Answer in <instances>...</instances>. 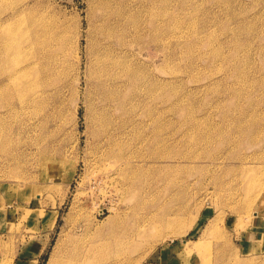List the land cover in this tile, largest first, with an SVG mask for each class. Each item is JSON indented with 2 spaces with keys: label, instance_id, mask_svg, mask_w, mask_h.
<instances>
[{
  "label": "rangeland",
  "instance_id": "rangeland-1",
  "mask_svg": "<svg viewBox=\"0 0 264 264\" xmlns=\"http://www.w3.org/2000/svg\"><path fill=\"white\" fill-rule=\"evenodd\" d=\"M26 3L36 42L7 32ZM104 50L146 75L124 90L134 119L111 110L133 121L125 154L142 167L127 177L99 159L104 108L88 76ZM11 80L0 264H264V0H0V83Z\"/></svg>",
  "mask_w": 264,
  "mask_h": 264
},
{
  "label": "bare ground",
  "instance_id": "bare-ground-1",
  "mask_svg": "<svg viewBox=\"0 0 264 264\" xmlns=\"http://www.w3.org/2000/svg\"><path fill=\"white\" fill-rule=\"evenodd\" d=\"M156 2L157 1H152V4H153V11L151 12V21H152V24H151V27L153 28H151L152 30H153V33H154V35H155V37H160V35H161V33L163 34V32L165 31V30H162V27H160V22H159V11L157 10V6L156 5H154V4H156ZM25 4H23V6H24ZM23 6H20V7H17L15 10H16V12H14V14H13V18H15L14 19V21H13V23H12V25L10 26V28L8 29V35L10 36V37H14L15 35V32L18 34L21 30L23 31V33L24 34H27L26 35V41L27 42H36V38H37V36H36V34L35 33H30L31 32V30H32V28L33 27H35V28H39V25L35 22V20L34 19H32L31 17H29L28 16V14H27V10H28V7H29V5L26 3V5H25V7H23ZM104 9H105V7H104ZM109 11V10H108ZM106 12H107V10H106ZM113 12V11H112ZM115 12V11H114ZM117 13H118V11H117ZM109 14H111V13H109ZM113 14V13H112ZM106 15H108L107 13H106ZM114 15V14H113ZM116 15H118L119 17L120 16H122L121 14L119 15V13L118 14H116ZM110 16V15H109ZM117 16V17H118ZM165 16H167L168 18H169V14H168V10L166 11V14H165ZM106 17V16H105ZM113 17V16H112ZM116 16H114V18H115ZM118 17V18H119ZM21 18V19H20ZM121 18V17H120ZM168 18H166V19H168ZM108 20V19H107ZM115 20V19H114ZM113 20V21H114ZM118 20V19H117ZM120 20H122V19H120ZM165 20V19H164ZM112 21V22H113ZM118 22V21H117ZM156 22H158V24H157V26H156ZM107 23H108V21H107ZM114 23V22H113ZM108 25V24H107ZM118 25V24H117ZM116 24H115V26H117ZM109 26V25H108ZM120 26V25H119ZM106 27V26H105ZM112 27V26H111ZM59 28V27H58ZM107 28V27H106ZM110 28V27H109ZM115 28V27H114ZM113 28V29H114ZM61 29V28H60ZM63 30H64V27L62 28ZM105 29V28H104ZM103 29V31H105ZM108 29V28H107ZM112 29V30H113ZM116 29V28H115ZM122 29V28H121ZM120 28H119V30H121ZM110 30H111V28H110ZM118 30V27H117V30L116 31H119ZM107 31V30H106ZM105 31V32H106ZM109 31V30H108ZM64 32V31H63ZM110 32V31H109ZM108 32V33H109ZM167 32L168 31H165L164 32V34L163 35H166L167 34ZM110 33H112V32H110ZM119 33V32H118ZM121 33V32H120ZM128 32H126V34H127ZM105 34V33H104ZM122 34V33H121ZM108 35V34H107ZM110 35V34H109ZM113 35V34H112ZM115 35H116V32H115ZM119 35V34H118ZM105 36H106V34H105ZM111 36V35H110ZM125 37H126V35H124ZM115 37V36H114ZM118 37V36H117ZM154 37V38H155ZM107 38V37H106ZM111 38V37H110ZM123 38V37H122ZM122 38L119 40V41H121L122 40ZM109 39V38H108ZM108 39H107V41H108ZM104 40H105V38H104ZM114 40V39H113ZM117 39H115V41H116ZM156 40V39H155ZM6 41H8V39L6 38ZM15 41H16V39L13 41V43H15ZM110 42H111V40H109ZM114 41V42H115ZM124 41H125V39H124ZM12 42V41H11ZM114 42H113V44H114ZM117 42H118V40H117ZM117 42H115V43H117ZM105 43V42H104ZM121 43V42H120ZM119 43V44H120ZM101 44L103 45V43L101 42ZM100 44V45H101ZM105 44H107V43H105ZM124 44H127V43H125L124 42ZM110 45V44H109ZM115 45V44H114ZM118 45V44H117ZM121 45H123V43L121 44ZM128 45V44H127ZM108 47V46H107ZM112 47V46H111ZM111 47H109L110 49L109 50H111ZM120 47V45L119 46H117V48H119ZM125 47V46H124ZM124 47H122V48H124ZM127 48H128V46H126ZM125 47V48H126ZM104 48H105V46H104ZM103 48V49H104ZM116 48V49H117ZM121 48V47H120ZM119 48V49H120ZM97 49V48H96ZM98 50H99V46H98ZM97 50V51H98ZM118 50V49H117ZM116 50V51H117ZM122 50V49H121ZM120 50V51H121ZM128 50V49H127ZM101 51V50H100ZM98 52L96 55H94V56H96L97 57V59H96V61H97V65H95V69L93 70V69H91V71H92V73H91V71H90V73L91 74H89L90 75V77L88 76V79L90 78L91 79V82H93L94 83V86H95V88H96V90H97V95H99L100 96V99L102 100V107L104 108L103 109V112L102 111H100V112H102V113H99L100 115L97 117V112H95L94 114L96 115L95 117H97L98 118V121L100 122V128H101V131L103 132L102 134L104 135V136H106V139L104 138V137H102L103 139H105L106 141V146H105V149L104 150H102L100 153V155H99V159L101 158V159H103L104 160V162H105V160H108L107 161V163H109V164H106L107 166H106V168H105V172L107 173V174H112L113 176H122V177H127L126 175H128V173L129 172H135V171H138V168L140 169L142 166H140V165H134V163L133 164H131V159L133 158V155H131V157L130 156H127L126 154H125V152H126V147H128L127 146V141H126V137L128 136V134L129 133H127L128 131V129L131 127V128H134L133 127V125L131 124L132 122H130L128 119L130 118H127V120L125 119V120H122V123H120V124H117L116 125V123H115V121H113V117L111 118V115H112V111L111 110H113L114 108L113 107H115V109H120L121 110V114L122 115H127V117L128 116H130L131 115V118H133L134 119V117H132V113L136 110V108H138L137 106L138 105H134L133 104V100H131L129 97V95L131 94H129V92H130V90L132 89H128L129 90V92H128V95L126 94L125 95V93H124V90H125V87L127 86L126 85V83H127V81L129 82V80H133V79H136V81H137V83H142L141 85L143 86L144 85V79L146 78L144 75H142V74H144L143 72H144V70H143V72H142V70H141V72H142V74H141V72H139L138 73V70L136 71V69L134 68V64L132 65L131 64V62L132 61H134L135 60V58H134V60H129L130 59V56L128 57L126 54H124V53H118V52H115V51H108V52H105V50H104V52L105 53H103V52ZM128 53H130V52H128ZM130 55V54H129ZM129 58V59H128ZM95 61V62H96ZM94 62V61H93ZM94 66V65H93ZM76 68V67H75ZM136 68H137V66H136ZM139 68V67H138ZM34 69L33 68H30V72H32ZM139 70V71H140ZM34 74H36L35 72H33ZM88 79H87V81H88ZM90 79H89V81H90ZM129 79V80H128ZM153 80V79H152ZM90 82V83H91ZM133 82V81H132ZM135 82V81H134ZM43 83H46V82H44L43 81ZM152 85L149 87V89H148V93H149V95H152L153 93H155V84H156V82L154 83H152V82H150ZM2 84H4V83H0V87H2V88H0V90H1V92H0V98L1 97H3L4 95H5V93H7V92H9L10 91V88H12L13 87V85H14V83H13V80H11V82H9L8 84H5V85H2ZM41 84V82H39L38 83V85H40ZM78 84V83H77ZM80 84V83H79ZM89 84V83H88ZM129 84V83H128ZM130 84H131V82H130ZM135 84V83H134ZM75 85H76V83H75ZM91 85V84H90ZM157 85V84H156ZM44 86H45V84H44ZM79 86V85H78ZM131 86V85H130ZM133 86H135L136 87V85H133ZM132 86V87H133ZM139 85H137V87H138ZM6 88V89H5ZM78 88V87H77ZM76 88V89H77ZM94 88V89H95ZM75 89V90H76ZM93 89V90H94ZM135 89V88H134ZM78 90V89H77ZM96 90H94V93H95V91ZM132 92V91H131ZM91 93V92H90ZM147 93V94H148ZM79 94V93H78ZM93 95V94H92ZM96 95V96H97ZM132 95H133V93H132ZM85 96V95H84ZM94 96V95H93ZM153 96V95H152ZM88 97V96H87ZM98 97V96H97ZM142 97V96H141ZM86 98V97H85ZM45 99L46 98H39V100H38V103H37V105L38 106H40L41 107V105H42V103L45 101ZM87 99V98H86ZM87 100H89V98L87 99ZM143 100V99H142ZM94 102V101H93ZM140 102H142V101H140ZM89 104V103H88ZM93 104V103H92ZM104 105V106H103ZM101 107V108H102ZM151 107V106H150ZM98 108V107H97ZM149 108V107H148ZM96 109V108H95ZM98 110V109H97ZM96 110V111H97ZM99 110H100V108H99ZM147 112H145L146 113V116L148 117V121L151 123V125H154V129H155V127H156V125H157V123H159V119H160V117H159V114L156 112V108H155V106H152L151 108H149L148 110H146ZM99 112V111H98ZM136 112V111H135ZM135 112H134V114H135ZM115 116H116V114H114ZM120 115V114H119ZM118 116V115H117ZM126 117V116H125ZM4 116H1L0 115V127H1V123L4 121ZM121 117H119V119H120ZM123 118V117H122ZM96 120V119H95ZM116 120V119H115ZM118 120V119H117ZM120 121V120H119ZM117 122V121H116ZM141 122H143V123H145L144 121H141ZM140 122V123H141ZM148 122V123H149ZM142 123V124H143ZM99 125V124H98ZM149 125V124H148ZM147 126V125H146ZM129 130H131V129H129ZM100 131V130H99ZM96 133V132H95ZM97 133H99V132H97ZM100 135H101V133H99ZM132 134V133H131ZM98 137H100V136H98ZM97 137V138H98ZM101 138V137H100ZM102 138H101V140H102ZM1 139V138H0ZM99 139V138H98ZM100 140V139H99ZM104 142V141H103ZM100 144V143H99ZM104 144V143H103ZM129 144V143H128ZM130 147V146H129ZM128 150L130 151V149L128 148ZM128 151V152H129ZM159 151V150H158ZM131 152H133V151H131ZM130 152V153H131ZM134 153V152H133ZM138 153V152H137ZM166 154V153H165ZM128 155H130V154H128ZM137 156V155H136ZM139 156H141V157H143V158H145V155H139ZM96 157V156H95ZM135 157V156H134ZM159 157H160V155H159ZM151 158H156V156L153 154V157L151 156ZM157 159V158H156ZM148 160V159H147ZM146 160V161H147ZM151 160V159H150ZM152 160H154V159H152ZM169 160V159H168ZM99 161V160H98ZM102 161V160H101ZM103 162V163H104ZM156 162V161H155ZM155 162L153 163V164H155ZM101 164H102V162H101ZM131 167V168H130ZM145 167V166H144ZM143 170V169H142ZM141 172V171H140ZM144 172H145V170H144ZM136 173V172H135ZM138 173H139V171H138ZM141 174H142V172H141ZM111 175V176H112ZM135 175V174H134ZM112 176V177H113ZM129 177H130V175H129ZM118 178V177H117ZM124 179V178H123ZM127 179V178H126ZM129 179V178H128ZM187 245V244H186ZM54 262H55V260H54ZM71 262H69V261H64L63 262V264H70ZM72 264V263H71ZM74 264V263H73Z\"/></svg>",
  "mask_w": 264,
  "mask_h": 264
}]
</instances>
